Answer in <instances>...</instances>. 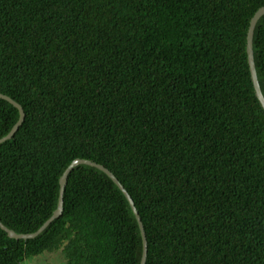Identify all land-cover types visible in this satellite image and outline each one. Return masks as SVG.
<instances>
[{
  "label": "trees",
  "instance_id": "16d2710c",
  "mask_svg": "<svg viewBox=\"0 0 264 264\" xmlns=\"http://www.w3.org/2000/svg\"><path fill=\"white\" fill-rule=\"evenodd\" d=\"M264 0H0V94L25 119L0 145V221L36 232L75 159L109 169L145 264H264V110L247 33ZM264 95V16L254 32ZM0 99V139L19 120ZM140 264L121 190L78 165L34 239L0 264Z\"/></svg>",
  "mask_w": 264,
  "mask_h": 264
},
{
  "label": "water",
  "instance_id": "95a60500",
  "mask_svg": "<svg viewBox=\"0 0 264 264\" xmlns=\"http://www.w3.org/2000/svg\"><path fill=\"white\" fill-rule=\"evenodd\" d=\"M264 16V7L258 9L256 11V13L253 15V17L250 20V25H249V29H248V33H247V56H248V65H249V70H250V75H251V80H252V84L255 90V94L256 97L261 105V107L264 110V95L261 89V85L259 83L258 80V75H257V71H256V65H255V60H254V48H253V41H254V32H255V28L257 26V23L259 22V20ZM0 99H3L7 102H9L10 104H12L14 107H16L19 111V120L18 122L14 125V127L12 128L11 132L5 136L4 138L0 139V145L2 143H4L5 141L9 140L10 138L13 137V135L15 134V132L18 130V128L20 127V125L23 123L24 119H25V112L23 110V107L18 104L16 101H14L12 98H10L7 95L4 94H0ZM78 165H88L91 167H95L99 170H101L102 172H104L113 182L114 184L121 190V192L124 194V196L126 197L132 211L133 214L135 215V218L137 220L139 229H140V233L142 236V243H143V251H142V257H141V261L140 264H145L146 263V258H147V248H148V244H147V237H146V233H145V229H144V225L142 223L140 214L135 206V203L131 197V195L128 193V191L125 189V187L123 186V184L118 180V178L106 167H104L103 165H100L98 163H95L93 161L90 160H84V159H75L69 166L68 168L64 171V173L62 174L59 183H60V195H59V200H58V206L57 209L55 210L54 214L52 215L51 218H49L36 232L33 233H29V234H18L15 231L9 229L8 227H6L1 221H0V228L7 233V235L12 238V239H16V240H28V239H34L37 236H39L55 219H57L58 217H60V215L62 214L63 211V205H64V191H65V187L67 185L68 182V176L71 173V171L77 167Z\"/></svg>",
  "mask_w": 264,
  "mask_h": 264
},
{
  "label": "rangeland",
  "instance_id": "374dc122",
  "mask_svg": "<svg viewBox=\"0 0 264 264\" xmlns=\"http://www.w3.org/2000/svg\"><path fill=\"white\" fill-rule=\"evenodd\" d=\"M65 262L61 252L58 251L55 253L46 252L40 256L29 258L22 264H65Z\"/></svg>",
  "mask_w": 264,
  "mask_h": 264
}]
</instances>
